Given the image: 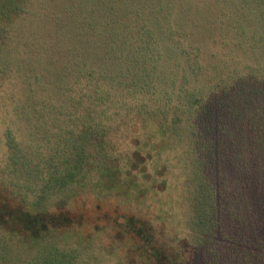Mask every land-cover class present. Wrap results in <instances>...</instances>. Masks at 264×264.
Returning <instances> with one entry per match:
<instances>
[{"label":"rangeland","instance_id":"1","mask_svg":"<svg viewBox=\"0 0 264 264\" xmlns=\"http://www.w3.org/2000/svg\"><path fill=\"white\" fill-rule=\"evenodd\" d=\"M9 4L15 3L0 0V17ZM170 17L181 20L209 47L219 37H230L229 44L242 39L239 34L246 27L264 25V0H35L17 35L6 37L0 25V75L6 80L0 88V211L12 210L28 225L21 228L14 214L4 216L0 264H141V256H130L128 229L118 238L111 227L130 214L152 222L175 250L190 241L195 198L183 177L174 170L163 185L171 173H156L162 166L159 158L149 184L147 162L139 160L152 143L148 125L116 120L110 98L98 103V93L87 92L84 85L75 98L68 96L84 64L95 76L101 67V78L111 84H136L143 68L139 62H147L155 52L154 46L149 49V31ZM82 97L88 98L86 103L76 100ZM134 126L140 133L137 146L132 144ZM92 136L105 140L109 154L96 157L87 171L68 169L77 153L53 157L54 138L69 146L82 145ZM154 152L159 157L161 146ZM40 158L56 160L60 170L48 171L41 181L36 164ZM5 176L19 182L22 190L6 185ZM62 207L71 211V219L39 216Z\"/></svg>","mask_w":264,"mask_h":264},{"label":"trees","instance_id":"2","mask_svg":"<svg viewBox=\"0 0 264 264\" xmlns=\"http://www.w3.org/2000/svg\"><path fill=\"white\" fill-rule=\"evenodd\" d=\"M13 1L15 4L6 6L9 9L0 17L6 37L19 33L17 28L35 4V0ZM241 34L242 39L229 44L230 37H219L209 47L181 20L170 17L159 29L149 31L147 42L155 52L147 62H139L143 68L136 74L140 79L136 84H111L101 78V67L96 68L95 76L96 72L84 64L77 86L68 91V96L75 98L84 85L87 92L98 93V103L110 98L115 104L110 113L116 120L147 124L152 143L144 159H134L131 170L135 171L138 159L146 161L150 184L151 173L157 170L153 162L160 158L162 166L156 173H171L162 184L167 185L177 170L188 194L195 198V223L189 224L191 239L181 250L166 243L152 222L142 221L136 214L126 215L123 223L113 222L111 227L117 234L128 229L133 242L130 256H141V264H264V25L246 27ZM117 80L123 82L120 77ZM2 86L6 80L0 75ZM76 100L86 103L88 98ZM133 129L132 144L137 146L139 127ZM53 141L57 160L65 157V152L78 154L68 163L70 171H87L96 157L109 154L105 140L98 136L82 141V145ZM157 146H161L159 157L154 154ZM36 164L42 170L41 181L48 171L60 170L56 160L49 163L40 158ZM10 179L5 176L3 182L20 189L19 182L7 181ZM61 187H67L65 182ZM15 213L0 211V223L4 216H18ZM39 216L71 219L72 213L62 207L53 215ZM18 218L21 228H27V220L22 215Z\"/></svg>","mask_w":264,"mask_h":264}]
</instances>
